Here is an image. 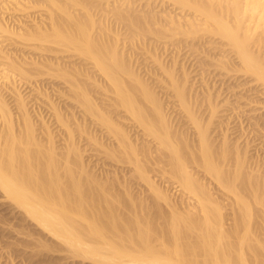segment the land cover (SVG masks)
Returning a JSON list of instances; mask_svg holds the SVG:
<instances>
[{
    "label": "bare ground",
    "instance_id": "bare-ground-1",
    "mask_svg": "<svg viewBox=\"0 0 264 264\" xmlns=\"http://www.w3.org/2000/svg\"><path fill=\"white\" fill-rule=\"evenodd\" d=\"M40 5L58 7L66 11L67 17L58 19L53 14H49L47 17H39L38 15L39 19L36 16V18L33 19L34 15L28 14L29 18L32 17L31 19H33L31 20L33 23H28V20L20 19L17 16L18 11L20 12L30 7L34 8ZM80 5L85 6L84 12H76L74 10L76 6ZM90 7H94V10H90ZM1 8L3 13L1 12ZM6 9L10 10L9 12L7 11L8 16L5 15L6 13L4 12ZM6 35H8L11 40L7 43L4 42L6 41L5 38L2 39L3 36ZM131 36L138 39L140 43L145 44V46L140 47L146 48L149 52L154 54V57L156 56L160 68L170 77L168 86H172L176 95L182 101V104L184 103L188 106V114L195 120L197 127L195 134L196 138L194 136V138L191 139L193 144L185 143L183 140L175 142L171 139L170 132L173 131L171 130L169 116L167 117L165 114V110L161 103L162 98L160 90L156 88V84L155 86L152 85L155 81L151 84L149 78L144 76L145 74L142 75L137 72V70L134 69L135 67L133 68L132 66L133 62L130 64L129 59L125 56L129 48L126 44L127 41H125L126 43L123 42L124 39L130 38ZM20 38L36 41L35 43L39 46L37 47L35 45L28 49L27 45H25L27 47L18 46ZM52 39L58 42L76 44V46L82 44L83 48L80 49L85 54V57L83 56V58H85L84 60L88 61V59H90L91 61L89 60V63H93L90 65L98 69L103 76L100 78L99 72L96 73V70L90 69L92 66H85L87 62H85L86 64L82 62L81 67V63L79 64L77 61L72 65L70 64L71 61L70 63L63 62V60H61L62 58L58 55L42 56L39 50L42 41ZM32 43L33 42H31V44ZM78 47H80V45ZM183 54L184 56L182 58H185V60H189L191 55L195 56L196 62L194 65L191 63L189 65H191V67L194 66L192 69L193 72L196 71V74H201L198 79H202L200 81L203 82V85H201L202 93H204L202 99H206L205 101L209 102L207 105L210 104L211 109H209L210 115L207 122L199 121V117L194 115L193 111L190 109L191 102L186 91V81L190 73L189 69L187 70L186 67L187 63L181 62L182 68L180 71L183 80H179V76H177L178 73L176 74L179 67L177 65L178 59H180L179 57ZM169 55L171 56L169 61L165 62L164 58ZM50 64L59 65L58 69L63 70V73H67L66 67L70 66L76 70V73H84L85 71L89 78H93L102 85H105L103 84L105 79V82L112 83L114 91L119 93V101L115 103L116 106L122 105L125 107L126 112H129L132 118L136 119L137 126L142 129L141 137H143V139H145V135L147 134L154 135L153 137L157 139V144L155 143L156 146L145 143V141L139 143L138 141L132 140L127 131L128 129L125 130L116 123V120L113 121L115 118L112 120L109 117L108 111H106L102 103L100 104L99 102L98 104V102H94L90 94L85 93L83 96L87 101L90 100V108L99 106V108H97V113L99 112L100 119L103 117L102 119L108 123L111 130L120 132L121 136H119V142L123 144L124 147L130 148L129 151L132 153L131 159L135 168L143 169L144 165L148 163L171 165L172 168L178 172L175 173L177 183L178 181L180 182L181 187L185 188V190L182 188L184 191L188 189L193 193L189 194L187 190V192H183L180 197L173 199L165 193V189L163 190L150 176L148 179V187L150 185L154 192L160 193L168 201L167 203L172 209H170L171 214L169 218L166 219V227L164 226L165 228L160 230L157 229V231L150 236L147 233L146 245L142 247V250L139 249L140 247L135 248L134 246H127L128 249H122L116 245L112 248V250H115V252H112L113 255L111 258L113 264H128L130 260H132L131 262H133V264L137 262L138 264H264V197H261L264 191L260 194L261 196L256 199L257 205H259L258 210L260 217L259 220H256L258 221L256 229L251 226L250 220L246 218L247 214L248 217H251V210L253 211V207L251 208V204L248 203L251 201H249L250 198L245 199L239 192L237 193L238 195L234 199H237V204L241 207V210H244V213L242 217L243 220L241 221L243 225L241 229L242 232L239 233L240 235L236 236L240 229L239 223L234 224V227L230 222L231 219L233 221L236 217H234L235 210L233 209L231 212L233 218L230 217V214L229 217H227L226 214L223 213L224 208H222L224 200L221 203L219 197L216 198L212 195L211 190H205L204 184L202 185L197 181L195 173H193L191 168L192 165L190 166L192 162H197L202 167H205L206 171L216 178L218 182L220 181V184L224 183L227 186H233L229 182V180L231 181V174L229 176L228 170L222 167L223 161L229 157L230 152L233 151L230 147L227 134L225 133L222 135V144L220 147H217L216 144L214 145L212 142L209 132L210 122L217 108V99L223 94L222 99H233V104L237 103L234 105V112L242 108L238 111L239 114L242 116L245 115L248 118H256L257 121H254L257 122L260 127L259 131L264 132V0H0V117H5L6 121L0 124V190L5 194L4 197L8 196L12 198V203L13 199L15 202L18 201L17 204L14 202L16 207L19 203L24 209L30 210L31 213L43 223L42 226L47 229L50 234L55 235L64 241V243H70L72 247L79 251L83 250V252H90L92 255H100L101 251L99 248V250H91L90 248L93 246L90 244L92 243L84 238L85 235L83 237L76 229L74 230V228L69 226L66 221L67 219L65 220L64 218V213V215H62L57 212L53 206L44 203L45 199H43V202L41 200L39 202L27 200L29 196L38 194L37 188L31 185L35 181L30 178L31 173H36L35 170L37 168L31 163L33 161H31L30 158L31 150L28 145L34 138L38 140V137L33 135L34 129L31 117L24 112L27 104L25 101V94L16 82H11L9 84V81L5 80V77H7V74L13 71V69L22 70L26 68L30 70L29 67ZM157 72L156 70V73ZM207 73H210L212 78L209 79L206 75ZM97 74H99V77ZM205 82L206 84H204ZM136 85L138 87V92L134 91V88L136 90ZM190 88L191 87H189V89ZM198 89L200 90V88ZM199 90L194 94L195 98L200 95L201 92H199ZM6 93L15 97L18 108L20 107V109L23 110L22 116L19 114L17 116L15 114L14 108L6 99ZM139 94L142 95V100L138 99ZM186 95L188 96L186 97ZM168 97H170V95H168ZM112 98L110 101L113 100ZM243 102L245 105H251L250 103L252 102H254L252 105L255 103L257 104H255L256 106L247 108L241 106ZM91 110L93 111V109ZM145 111H147V113H145ZM16 117L21 118L22 127L17 125V122L20 123V121H17ZM184 129L185 128L182 130ZM48 134V139L50 138L48 142L51 143L53 142L51 133L48 132ZM239 136L241 137V135ZM155 138L152 140L155 141ZM24 139H27V141ZM237 139L234 141V146L236 145V150L234 149L236 157L235 164H237L236 167H234L235 164L233 166L235 170L232 178L234 177V179L235 176L237 178L241 176L243 169L248 165H245V158L247 157V153L245 152L247 151V147L246 150H239V139ZM22 143L25 144L23 148L19 147V144ZM181 143H185L188 149H184ZM53 147L55 146L52 145V147L50 146L47 150L48 156L50 155V157L47 158L50 160L51 158L54 160V155H56L55 148ZM62 147L64 148V146ZM140 153H142L143 156H140ZM198 153L200 154L199 156L193 157V155H198ZM188 154L192 155V160L189 159ZM250 156L252 157V155ZM255 161L257 162L259 160L257 159ZM62 162V166L66 167L68 163V154H66ZM248 162L247 160V163ZM251 164L253 163L251 162ZM23 166L26 167L23 168L24 171L21 170ZM28 166H30L29 169ZM256 169L258 168L256 167ZM49 171L50 170H48V172ZM147 171H149V169H147ZM62 172L65 174L64 171ZM164 172L162 173L164 174ZM171 173H174V171L172 172L171 170ZM37 174L38 173L35 175ZM163 174L161 177H163ZM261 176L264 177V174ZM168 178H171V176L167 177V179ZM60 179L61 176L58 172L57 184L60 182ZM247 179L249 180L250 178ZM44 180L48 181L46 179ZM254 181L255 180H253V183ZM247 183H249V181H247ZM29 184L33 188H31ZM250 185H252V183L249 184V186ZM263 185H260V187H263ZM164 186H166V184ZM208 186H210V184ZM40 187L43 186L41 185ZM47 188H49L48 185ZM207 188L209 189V187ZM58 189H60L59 185ZM210 189H212V187ZM262 189L264 190V188ZM58 192H55L56 195ZM60 198L62 197L60 196ZM69 198L70 197H68V199ZM61 200L63 205L64 199ZM252 200L256 202L254 199ZM235 203L236 200L234 204ZM59 211H62V209ZM246 212L248 213L246 214ZM145 231H148V229ZM119 244L121 245L122 243ZM107 248L110 247L108 246ZM248 249L250 252H248ZM134 252H136L135 255H137V258H133ZM132 255L133 259H128V262L127 259L122 257ZM134 261L136 263H134ZM131 262L129 264H132Z\"/></svg>",
    "mask_w": 264,
    "mask_h": 264
},
{
    "label": "rangeland",
    "instance_id": "rangeland-1",
    "mask_svg": "<svg viewBox=\"0 0 264 264\" xmlns=\"http://www.w3.org/2000/svg\"><path fill=\"white\" fill-rule=\"evenodd\" d=\"M84 7L85 6L83 5L76 6L74 10L76 12H84ZM89 9L94 10V7H90ZM2 11L3 10L1 8V12ZM7 11L9 12L10 10H4V12L6 13L5 15H7ZM28 14L32 16L34 15L33 19L36 17L38 19L39 17H47L49 14H53L58 19H64L67 17L66 11L58 7H53L51 5H40L34 8L30 7L27 10L25 9L20 12L18 11L17 16L20 19L28 20V23H33V21H31L33 20L31 19L32 17L29 18ZM7 37L8 35L3 36L2 38L6 39V41H4L6 43L11 41L10 38ZM125 41H127V43ZM31 42L33 43L31 44ZM35 42L36 41H29L26 38H20L18 46H28L27 49L35 45L38 47L39 45ZM123 43H126L128 45L129 54L127 53L128 55L126 54L125 56L129 59L130 64H132L133 62V68L135 67L134 69H136L137 72L141 73L142 75L145 74L144 76L149 78L151 84L153 83V81H155L152 85L155 86L156 84V88L160 90V95L162 98L161 103L163 109L165 110V114L167 115V117L169 116L171 130L173 131L170 132L171 139L175 142L183 140V142L191 144V139L194 138L197 131L196 122L191 117V115L188 114V106H186L184 103L182 104V101L178 98L172 86H168L170 77L163 72L162 68H160L156 56L154 57V54L149 52L146 48L140 47L145 46V44L140 43L138 39L132 36L130 38L124 39ZM79 45L80 47H78ZM80 48H83L82 44H78L76 46V44L74 45L70 43L58 42L52 39L42 41L39 50L41 51L42 56L58 55L62 58L61 60H63V62L70 63L71 61V65L75 61H77L79 64L81 63V67L82 62H87V64L85 63V66H92L90 64L93 63H89L90 59L87 58L88 61L84 60L85 58H83V56L85 54L81 51ZM183 56L184 54L179 57L180 59H178L179 64L177 63V65L179 67L176 71V74L178 73L177 76H179V80H183V76L181 75L180 71V69L182 68L181 62H185V64L187 63L186 67L187 70L189 69L190 73L189 78L187 79L188 82L186 81V91L189 96L186 95V97L188 96L190 99V109L193 111L194 115H197L199 117V121L201 120L202 122H207V119L209 120L211 109L210 104L207 105L209 102L205 101L206 99H202V95L204 93H202L201 85H203V82L200 81L202 79H198L200 78L201 74H196V71L193 72L192 69L194 66L191 67V65H189L190 63L194 65V63L196 62L195 56L191 55L189 60H185V58H182ZM170 57L171 56L169 55L168 57L164 58L165 62L169 61ZM58 66L56 64H50L38 66L39 68L37 66L29 67L30 70L26 68L22 70L13 69V71H10L9 74H7V77H5V80L9 81V84L11 82H16L17 85L22 89V92L25 94V101L27 102V104L24 112H26L28 116L31 117L34 129L33 135L37 136L39 140L38 141L34 138L35 140L33 139L32 142L28 144L31 150L30 158L31 161H33L31 163L37 168L35 171L36 173H38L37 175H35V172L31 173L30 178L35 180L31 185L34 188H37L38 194L29 196L27 200L32 202H39L41 200L43 202V199H45L44 203L53 206L55 210L62 215L65 214L64 218L65 220L67 219L66 221L71 228H74V230L76 229L77 232L83 235V237L85 235L84 238L92 243L90 244L91 246H93L90 248L91 250L100 249L101 253L100 255H92L90 254V252L87 253L83 252V250L79 251L75 249L68 242L64 243V241H62L55 235L50 234V232L42 226L43 223H41L31 213L30 210L24 209V207H21L19 203L16 207L15 203L17 204L18 201L15 202V200L13 199L12 203V198L8 196L4 197L5 194H3V191L0 190V264H113L111 258L113 255L112 252H115V250H112V248H114L116 245H118L122 249H128V247L134 246L135 248L140 247L139 249L142 250V247L146 245L145 242L147 241L146 238L148 237L147 233L150 236L153 235L155 231H157V229L160 230L166 227L165 222L171 214V207L170 205H168V201L160 193L154 192L150 185L148 187V179L150 178V176L156 181L157 184L160 185V187H162L163 190L165 189V193H167L173 199L180 197L183 192H187L188 190L186 189V191H184L185 188L181 187L180 182L178 181L177 183L175 173L178 172L175 171L171 165H164L163 163H148L144 165L143 169L135 168L134 163L131 159L132 153L131 151H129L130 148L126 146L124 147V145L119 142V136H121L120 132H114L113 130H111V127L108 126V123H106L105 120L102 119L103 117H101L102 120L100 119L99 112L97 113V108H99V106L96 108H90V100L87 101L83 96L85 93H89L91 99H94V102H98V104L99 102L100 104L102 103L106 111H108L109 117L112 120L115 118L113 121L116 120V123H118L125 130L128 129L127 131L132 140L138 141L139 143L145 141V143H150L151 145L156 146L157 139L153 137L154 135L152 136V134H147L145 135V139H143V137H141L142 129L137 126L136 119H133L130 113L126 112L125 107H123L122 105H117L118 107L116 106L115 103L119 101V93H116L114 91L112 83L105 82V79V81L103 82V84L105 85L99 84V82H97L93 78H89L86 75L85 71L84 73H80L79 71H77L79 73H76V70H74V68L71 66L66 67L68 71L67 73H63V70L58 69ZM90 69L96 70V73L99 72L100 74V71L98 69H95L94 66H92V68L90 67ZM156 70L158 71L157 73ZM99 74H97V76ZM206 75L207 77H209V79L212 78L210 73H207ZM101 76L103 75L100 74V78ZM194 77H196L197 79ZM204 84H206V82ZM192 86L195 87L193 88ZM189 87L191 88L189 89ZM198 88H200V90ZM198 90L201 93L200 95H198V97L195 98L194 94ZM134 91L138 92L137 85L136 90L134 88ZM5 95L10 105L14 108L15 114L17 116L18 114L22 116L23 110H21L20 107L18 108L15 97L7 93ZM168 95H170V97H168ZM223 95L219 96V98L217 99V108L215 111V115L211 119L209 132L212 142L214 143V145L216 144L217 147H220V145L222 144V135L225 133L227 134L230 147L233 151H231L229 157H227L223 161L222 167L223 169L228 170L227 172L229 173V176L231 174V181L229 180V182L234 187L232 186V188L231 186H227L224 183H222L224 185L220 184V181L218 182L216 178H214L208 171H206L205 167H202L197 162H192L190 166L192 165L191 168L193 173H195L197 181L202 185L204 184V189L207 191L211 190L212 195L216 198L219 197L221 203L224 200L222 208H224L223 213L226 214L227 217H229L230 214V217L233 218L231 212L233 209L235 210L234 217H236L233 221L231 219L230 222L232 223V225L239 223V232L238 234L235 233L236 236H238L240 235L239 233L242 232L241 229L243 225L241 221L243 220L242 217L244 213V210H241V207H239V205L237 204V199H234L237 197L238 192L243 196V198H250L249 201H251L248 202L247 200V202L251 204L250 206L251 208L253 207V211H256L253 212L250 209L254 217L252 215L251 217H248L247 213L250 212L249 210H247L248 212H246V218L247 220H250L251 226L254 229H256L258 222L256 220H259L260 218L258 210L259 205H257L258 203L256 199H258L261 195H263L261 197H264V190L262 189L264 188V177L261 176L264 174V132L259 131L260 127L258 126L257 122H255L257 121L256 118H248L245 115L242 116L239 114L238 111L242 108H239L238 111L235 110L234 112V105L237 103L233 104V99H222ZM111 98L113 99L112 101H110ZM138 99L142 100V95L139 94ZM193 100L196 102H194ZM253 103L254 102L250 103L251 105H245L243 102L241 103L242 105H240L242 107L245 106L247 108H250L252 106H256L255 104H257L255 103L254 105H252ZM91 109H93V111ZM231 109L233 110L234 114ZM145 113H147V111H145ZM20 117H16V120L20 121V123L17 122V125L21 126L22 120H20ZM5 122V117H0V124H3ZM183 128L185 129L182 130ZM138 129H141L140 132ZM48 132L51 133L53 141L51 142L52 144L48 142V140L50 139H48ZM239 135H241V137ZM234 137H237L239 139V150H246V147L247 151L249 150L248 152H245L247 153V157L245 158V165H248L243 169L241 176H239L238 178L235 176V179L234 177L232 178L233 172L235 170L234 167L237 166V164H235L236 157L234 154V149L236 150L234 141L237 138ZM154 138L155 141H153ZM186 138L189 141H187ZM24 140L27 141V139ZM185 143H181V146L184 149L186 148ZM244 143L246 146L244 145ZM52 145L55 146L53 147L55 148L56 153V155H54L55 161L52 160V158L51 160L47 158L50 157V155L48 156L47 150L50 146L52 147ZM240 145L241 147H243L241 148ZM62 146H64V148ZM19 147L23 148L25 147V144H19ZM121 147L123 148V150ZM66 154H68V163H70H67V166L65 167L62 166V161H64ZM141 154L142 153H140V156H143V154ZM199 155L200 154L198 153V155H193V157H197ZM250 155H252V157ZM188 156L189 159L192 160V155L188 154ZM257 159L259 160L257 161L258 163L255 161ZM247 160L249 161L248 163ZM251 162L253 164H251ZM47 163L49 164V166ZM61 166L63 169L61 168ZM24 167L25 166H23L21 170L24 171ZM29 167L30 166H28V169ZM256 167L258 169L260 167L261 168L258 170L256 169ZM164 168H166L165 170L168 172L163 170ZM147 169H149V171H147ZM48 170L50 171L48 172ZM171 170L172 172L174 171V173H171ZM62 171H64L65 174H63ZM58 172L61 176L59 182L60 184H57ZM162 172H164V174ZM162 174L163 177H161ZM165 175L167 177L171 176L172 179H167ZM62 176L64 179L62 178ZM246 177L250 179L248 180ZM44 179L48 181H45ZM168 180L170 181V183ZM246 180L249 181V183H247ZM253 180H255L254 183ZM251 183L252 185L249 186V184ZM255 183L256 185L254 186ZM46 184L49 188H47ZM165 184L166 186H164ZM169 184L172 188L169 186ZM209 184L210 186H208ZM259 184L261 186L263 185V187H260ZM31 185L30 187L33 188ZM41 185L43 187H40ZM52 185H55L54 188ZM58 185L60 189L62 188L61 190L58 189ZM207 187H209V189ZM211 187L213 190L210 189ZM45 191L47 192V194ZM55 192H58L57 195ZM188 193L191 194L192 192L189 191ZM49 195L53 199L50 198ZM60 196L62 198H60ZM254 196L257 198H255ZM68 197L70 198L68 199ZM61 199H64L63 205ZM252 199H254V201L256 202H253ZM235 200L236 203L234 204ZM61 209L62 211H59ZM144 229H148V231H145ZM119 243L122 244L120 245ZM106 246H109L110 248H107ZM248 252H250L249 249ZM135 254L136 252H134V257L133 255L122 257L124 259H127L128 262V259L130 258H137V255ZM131 261L132 260H130V262ZM131 263L133 264V262ZM134 263L136 262L134 261ZM136 264H138V262Z\"/></svg>",
    "mask_w": 264,
    "mask_h": 264
}]
</instances>
